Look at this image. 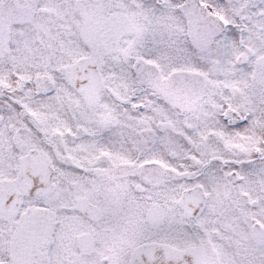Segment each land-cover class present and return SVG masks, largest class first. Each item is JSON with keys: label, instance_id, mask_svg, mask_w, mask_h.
I'll return each instance as SVG.
<instances>
[{"label": "snow or ice", "instance_id": "6c2138e0", "mask_svg": "<svg viewBox=\"0 0 264 264\" xmlns=\"http://www.w3.org/2000/svg\"><path fill=\"white\" fill-rule=\"evenodd\" d=\"M0 264H264V0H0Z\"/></svg>", "mask_w": 264, "mask_h": 264}]
</instances>
